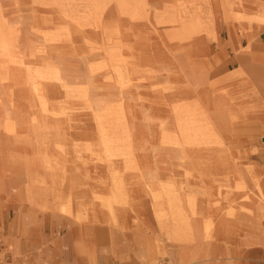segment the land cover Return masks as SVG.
Here are the masks:
<instances>
[{"label": "rangeland", "instance_id": "obj_1", "mask_svg": "<svg viewBox=\"0 0 264 264\" xmlns=\"http://www.w3.org/2000/svg\"><path fill=\"white\" fill-rule=\"evenodd\" d=\"M263 12L264 0H0V150L30 155L19 160L43 186L30 192L62 212L71 172L108 206L145 183L158 229L180 240L197 168L264 138L257 78L192 74L219 25L255 28Z\"/></svg>", "mask_w": 264, "mask_h": 264}, {"label": "crops", "instance_id": "obj_2", "mask_svg": "<svg viewBox=\"0 0 264 264\" xmlns=\"http://www.w3.org/2000/svg\"><path fill=\"white\" fill-rule=\"evenodd\" d=\"M263 25H219L215 38L204 42L210 52L200 55L202 65L192 76L229 80L233 87L239 79L247 84L257 78L264 91ZM242 146L213 150L212 164L199 166L197 181L184 184L191 229L174 242L166 239L168 228L158 229L152 200L138 196L145 183H130L126 202L108 206L92 198L86 176L71 172V199L62 212L30 192L43 188L31 182L29 162L19 160L30 155L0 150V243L9 264H264V138ZM221 158L229 159L227 165Z\"/></svg>", "mask_w": 264, "mask_h": 264}, {"label": "built area", "instance_id": "obj_3", "mask_svg": "<svg viewBox=\"0 0 264 264\" xmlns=\"http://www.w3.org/2000/svg\"><path fill=\"white\" fill-rule=\"evenodd\" d=\"M0 264H9L8 256H6V253L4 252L1 243H0ZM155 264H173V263L167 260H162L156 262Z\"/></svg>", "mask_w": 264, "mask_h": 264}, {"label": "bare ground", "instance_id": "obj_4", "mask_svg": "<svg viewBox=\"0 0 264 264\" xmlns=\"http://www.w3.org/2000/svg\"><path fill=\"white\" fill-rule=\"evenodd\" d=\"M221 2H222V0H221ZM232 2H233V1H232ZM232 2H231V5H232ZM122 4H123V3H122ZM224 4H225V3H224ZM229 5H230V3H229ZM221 6H222V5H221ZM225 8H226V7H225ZM230 8H231V7H230ZM261 9H262V8H261ZM261 11H262V10H261ZM263 13H264V12H263ZM263 15H264V14H263ZM258 16H259V15H258ZM255 20H256V18H255ZM259 20H260V19H259ZM263 21H264V20H263ZM250 24H251V23H250ZM253 24H254V23H253ZM253 24H252V25H253ZM252 25H251V26H252ZM256 26H257V25H256ZM263 26H264V25H263ZM131 28H132V27H131ZM133 29H134V28H133ZM253 29H254V28H253ZM137 30H139V29H137ZM140 30H141V29H140ZM42 60H43V59H42ZM63 84H64V83H63ZM87 95H88V94H87ZM31 101H32V100H31ZM88 103H89V102H88Z\"/></svg>", "mask_w": 264, "mask_h": 264}]
</instances>
